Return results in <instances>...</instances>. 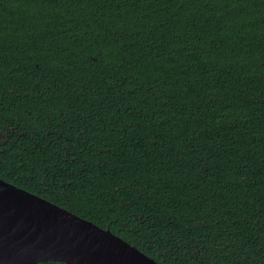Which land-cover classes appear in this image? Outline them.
Wrapping results in <instances>:
<instances>
[{
	"label": "trees",
	"instance_id": "trees-1",
	"mask_svg": "<svg viewBox=\"0 0 264 264\" xmlns=\"http://www.w3.org/2000/svg\"><path fill=\"white\" fill-rule=\"evenodd\" d=\"M0 178L160 264H264V0H0Z\"/></svg>",
	"mask_w": 264,
	"mask_h": 264
},
{
	"label": "water",
	"instance_id": "water-1",
	"mask_svg": "<svg viewBox=\"0 0 264 264\" xmlns=\"http://www.w3.org/2000/svg\"><path fill=\"white\" fill-rule=\"evenodd\" d=\"M160 264L108 228L0 178V264Z\"/></svg>",
	"mask_w": 264,
	"mask_h": 264
}]
</instances>
